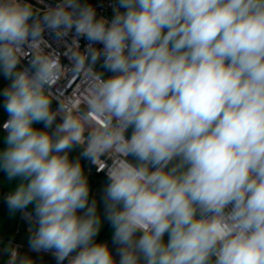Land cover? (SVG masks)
<instances>
[{
	"label": "clouds",
	"instance_id": "clouds-1",
	"mask_svg": "<svg viewBox=\"0 0 264 264\" xmlns=\"http://www.w3.org/2000/svg\"><path fill=\"white\" fill-rule=\"evenodd\" d=\"M46 32L66 51H46ZM0 74V170L21 181L5 200L10 215L33 205L32 251L57 264H264V0H116L111 20L82 0H0ZM82 160L107 177L118 261L95 242Z\"/></svg>",
	"mask_w": 264,
	"mask_h": 264
},
{
	"label": "crops",
	"instance_id": "crops-1",
	"mask_svg": "<svg viewBox=\"0 0 264 264\" xmlns=\"http://www.w3.org/2000/svg\"><path fill=\"white\" fill-rule=\"evenodd\" d=\"M7 118L0 117L1 121L6 120ZM43 128V127H42ZM41 128V129H42ZM6 133L0 131V147H6L4 143V137ZM2 148H0L1 150ZM80 149L77 148L69 153L70 159H75L79 155ZM82 166H84L85 174L88 176L89 186H90V199L94 198L97 201V210L100 215V211L103 212L101 216L102 225L101 228L103 231L99 233L95 241L103 234L107 226L110 224L107 220L104 219V205L102 201L103 189L107 183V178L102 175H97L94 173H89L87 171L86 164L81 161ZM20 179L9 180L6 176V173L0 170V264L4 260H9V254L5 249L9 246V243L13 247L19 245L20 248L17 250L20 256H26L31 258L33 264H57L56 258L52 255V252H34L29 247V237L31 233L29 228H35L33 223L27 222L23 216L22 212H16L14 215H10L6 200L2 197L3 194H9L13 192L20 183ZM102 207L100 210L99 208ZM34 215L33 205H29L26 209ZM82 214V213H79ZM19 229V232L18 231ZM104 235V234H103ZM102 237V236H101ZM75 254V253H73ZM39 258L41 260L39 261ZM63 264H68L67 259Z\"/></svg>",
	"mask_w": 264,
	"mask_h": 264
},
{
	"label": "built area",
	"instance_id": "built-area-1",
	"mask_svg": "<svg viewBox=\"0 0 264 264\" xmlns=\"http://www.w3.org/2000/svg\"><path fill=\"white\" fill-rule=\"evenodd\" d=\"M28 2L32 3L35 7L43 9L45 5L55 6V4L58 2V0H43V4H38L37 0H28ZM82 2L91 4L96 9L97 18L103 16L109 20H111V18L113 16V7L116 6V0H82ZM121 11H123V9H121ZM45 39L48 40L49 44L51 45L50 49H45L46 51H50L51 49H56L60 53H63L66 51L65 43L64 42H57L47 32L45 33ZM66 40L68 43H71V37L66 38ZM79 43H80L81 50H83L86 47L88 41L85 38H80ZM96 46L102 47V45H96ZM61 61L63 64L69 65V60L67 59V57H65L63 55H61ZM21 66L27 67L28 61L22 60ZM96 69H97V71H104L103 69L100 68L99 63L97 64ZM104 75H105V78H107L108 76L111 75V73L105 71ZM61 86L62 87L64 86L65 88H67V91L70 93L72 89L77 88L81 85L79 84L78 81H68L65 85L62 84ZM56 107H57V105H56V102L54 101L53 102V109H55ZM5 121L6 120H4V121L0 120V131H4L2 125ZM59 122H60L59 118H57V123H59ZM82 161L86 164L87 171L89 173L102 175L105 178H107L104 171H97V168L94 165L90 164L87 160H82ZM103 168H104V164L102 163V164H100V169H103ZM7 195L8 194L5 193L2 195V197L5 199V197ZM26 213H30V212L28 210H24L22 212L23 218L27 222L32 223V220L26 216ZM19 229L20 228H18L17 232H19ZM15 247L17 248V250L20 248V246L17 244L15 245Z\"/></svg>",
	"mask_w": 264,
	"mask_h": 264
},
{
	"label": "rangeland",
	"instance_id": "rangeland-1",
	"mask_svg": "<svg viewBox=\"0 0 264 264\" xmlns=\"http://www.w3.org/2000/svg\"><path fill=\"white\" fill-rule=\"evenodd\" d=\"M9 83H10V81L8 79H5L3 77V75L0 74V91H2L5 87H7L9 85ZM0 117L8 119V114L6 113V111L3 108V97L2 96H0ZM41 125L42 124H36L34 126L36 128H40ZM0 148H2L1 150H3L4 146L0 147ZM102 205H104V204H102ZM101 208L102 207H100L99 210ZM102 214H103V212L100 211V216H102ZM102 231H103V229L101 228L99 233H101ZM112 234H113V229L110 227V229L104 235H102V237L100 238V240L98 242L99 243H107L109 249L112 251L113 257L118 261L119 260V256L116 254V246L113 245V243H112ZM96 238L97 237H95V239ZM165 241H167V235L165 236ZM25 256H26V254H25ZM38 259H39V261L41 260V258H39V257H38ZM7 261L8 260H4V262H2L1 264H7Z\"/></svg>",
	"mask_w": 264,
	"mask_h": 264
},
{
	"label": "trees",
	"instance_id": "trees-1",
	"mask_svg": "<svg viewBox=\"0 0 264 264\" xmlns=\"http://www.w3.org/2000/svg\"><path fill=\"white\" fill-rule=\"evenodd\" d=\"M42 127H43V125H41L40 128H38V129H41ZM83 167H84V166H83ZM110 227H111V225L109 224V225L107 226V228L105 229V231L103 232V234H105V233L110 229ZM103 234H102V235H103ZM102 235H101V236H102ZM101 236H100L95 242H98V241L100 240Z\"/></svg>",
	"mask_w": 264,
	"mask_h": 264
}]
</instances>
